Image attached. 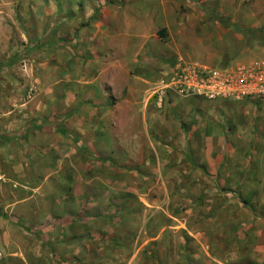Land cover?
<instances>
[{"label":"rangeland","instance_id":"1","mask_svg":"<svg viewBox=\"0 0 264 264\" xmlns=\"http://www.w3.org/2000/svg\"><path fill=\"white\" fill-rule=\"evenodd\" d=\"M212 2L204 16L227 28ZM74 3L0 0V58L19 56L0 73V264H264V100L172 96L158 106L151 98L160 73L178 58L210 67L264 58L252 51L264 45L262 33L237 22L232 30L239 40H228L234 58L209 30L176 36L168 42L173 50L133 79L132 95L101 102L94 70L73 63L75 54L66 60L48 54L43 70L38 50L24 54L39 38L48 53L56 44L76 51L66 41L76 25L65 20L62 27L54 16L71 14ZM16 48L21 53L13 56ZM37 78L47 84L40 87ZM55 78L62 80V111L74 129L60 131L79 143L72 163L46 155L44 144L13 128L12 115L48 109Z\"/></svg>","mask_w":264,"mask_h":264},{"label":"crops","instance_id":"2","mask_svg":"<svg viewBox=\"0 0 264 264\" xmlns=\"http://www.w3.org/2000/svg\"><path fill=\"white\" fill-rule=\"evenodd\" d=\"M212 1L218 4V14L220 15L218 17L223 16L229 20L228 24L226 22L227 28L220 25L223 23L221 20H218V24L216 22L211 23L210 21L214 20L211 17L206 18L204 16L207 11L211 10L212 12V9H210L212 6L208 8L207 5ZM213 2L211 5L214 4ZM244 2L245 0H114L102 3L100 1L76 0L74 6L71 7V14L65 15L64 11L61 10V12L59 11L54 15L56 20L61 21L62 27L65 20L76 25L75 28L78 30L66 37L67 44L72 47L75 46L76 51L64 47V45L59 46L56 44L55 46L52 45L55 50L52 49L48 53L46 49H42L44 41L39 38L40 40L38 39L34 45H31L28 49L24 48V54L38 50V62H40L38 63V69L40 70L45 69L44 64H46L48 54L51 56L52 53V57L57 60H66L69 54L70 56L75 54L72 59L73 63L85 64L94 70V95L99 96L98 100H95V98L94 100L101 102L106 101L107 98L109 101L120 100L124 93L127 96L132 95L133 79H141L143 75H146L145 70H153L157 66L156 56L167 53L169 49L173 50L172 46L169 47L168 45L169 39L172 41L174 37L196 29L203 33L209 30L210 37H218L219 49L224 52L228 51L230 57L234 58L238 54L236 48L228 40H239V37L232 30L237 22H240L241 28L260 31L264 36V0H247V2H250L248 6H245ZM48 4L50 6V3ZM95 13L96 15H94ZM207 19H210V21ZM82 23H84V26H81ZM160 31L164 35L162 38L158 35ZM22 36L25 40V35ZM62 38L65 37L58 36V39ZM28 39L31 41L30 37ZM245 45L240 41L239 46L243 49L242 53L250 54L252 49ZM250 47L255 48L256 45H250ZM252 51L263 56L264 45L258 46ZM14 52L13 56H16V53H21V50L16 48ZM67 52L68 54H66ZM9 58L10 56L4 59L0 58V73L15 67L19 56L12 60ZM259 59L264 61V58ZM59 66L61 67L60 64ZM102 74L104 79L100 81ZM162 75L160 73L157 82L164 78V75ZM36 80L39 82L40 87L47 84L44 78H37ZM147 83H149V80ZM61 84L62 80L55 78L53 84L55 90L53 89L54 92L51 97L45 99L50 103L48 109L46 106L38 111L32 109L28 115L22 117L19 114H14L12 115V122L13 128H18L21 136L28 135L34 143L44 144L46 155L59 156L62 160L65 157H70L71 161L75 156H78L79 143L71 138L75 136H70L71 141H67L68 137L63 136L62 130L60 131L62 127L69 131L74 130L72 124L68 123L69 119L72 118L67 117L71 116L64 114L62 111L61 104L64 100V91ZM39 90L40 93L42 92V96L46 95L43 90ZM70 95L71 100H73L75 95L71 93ZM165 98L163 100L167 101V99L173 97L166 96ZM177 99L180 98L176 97L175 100ZM125 101H128V99L126 98ZM75 112L77 111L75 110ZM119 114V116L127 117L124 112H119ZM94 115L98 117L96 112ZM20 122L24 125H21ZM161 134L165 135L162 132ZM91 145L89 143L88 146ZM180 148H184V146ZM47 160L49 161V158ZM17 162L16 160L15 164ZM90 163L92 162L90 161ZM74 164L76 165L73 174L76 177L74 181L78 182L79 169L77 166L80 163L74 161ZM213 166L215 167L214 162ZM214 167L212 171H214ZM210 174L212 173L210 172Z\"/></svg>","mask_w":264,"mask_h":264},{"label":"built area","instance_id":"3","mask_svg":"<svg viewBox=\"0 0 264 264\" xmlns=\"http://www.w3.org/2000/svg\"><path fill=\"white\" fill-rule=\"evenodd\" d=\"M166 96L204 101L264 100V61L210 67L178 58L167 68L151 98L160 106Z\"/></svg>","mask_w":264,"mask_h":264},{"label":"trees","instance_id":"4","mask_svg":"<svg viewBox=\"0 0 264 264\" xmlns=\"http://www.w3.org/2000/svg\"><path fill=\"white\" fill-rule=\"evenodd\" d=\"M158 35L162 38L164 35H163V32L162 31H160V32H158ZM63 134H66V131H63L62 132ZM68 134V133H67ZM75 142H77L76 141V139H74L75 137H71Z\"/></svg>","mask_w":264,"mask_h":264}]
</instances>
